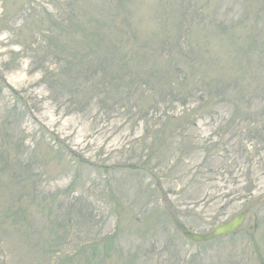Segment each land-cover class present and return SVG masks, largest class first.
I'll return each mask as SVG.
<instances>
[{
	"label": "rangeland",
	"instance_id": "1",
	"mask_svg": "<svg viewBox=\"0 0 264 264\" xmlns=\"http://www.w3.org/2000/svg\"><path fill=\"white\" fill-rule=\"evenodd\" d=\"M0 264H264V0H0Z\"/></svg>",
	"mask_w": 264,
	"mask_h": 264
},
{
	"label": "water",
	"instance_id": "2",
	"mask_svg": "<svg viewBox=\"0 0 264 264\" xmlns=\"http://www.w3.org/2000/svg\"><path fill=\"white\" fill-rule=\"evenodd\" d=\"M245 219H246V211L243 210L231 220L217 225L213 230L209 232L200 233V232H193L191 230H185L184 234L188 238L195 241H207L237 231L238 228L244 223Z\"/></svg>",
	"mask_w": 264,
	"mask_h": 264
}]
</instances>
